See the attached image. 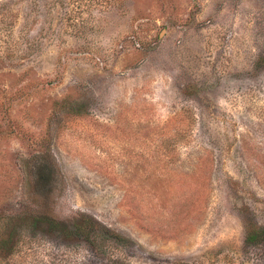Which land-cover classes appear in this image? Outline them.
<instances>
[{
  "label": "rangeland",
  "instance_id": "374dc122",
  "mask_svg": "<svg viewBox=\"0 0 264 264\" xmlns=\"http://www.w3.org/2000/svg\"><path fill=\"white\" fill-rule=\"evenodd\" d=\"M249 225L264 0H0V264H264Z\"/></svg>",
  "mask_w": 264,
  "mask_h": 264
},
{
  "label": "trees",
  "instance_id": "16d2710c",
  "mask_svg": "<svg viewBox=\"0 0 264 264\" xmlns=\"http://www.w3.org/2000/svg\"><path fill=\"white\" fill-rule=\"evenodd\" d=\"M53 224L57 222L53 221ZM67 232V231H66ZM69 232L73 235H77L79 237L85 238L88 242H91L93 239H100V234L96 231V227L94 223H91V226L81 225L75 226L73 230H69ZM107 232L108 239H118L117 235L113 232ZM106 235V234H105ZM107 238V237H106ZM121 238V237H119ZM262 240H264V231L262 229L255 228L254 226H247L246 235H245V244L247 245H256L259 244Z\"/></svg>",
  "mask_w": 264,
  "mask_h": 264
}]
</instances>
